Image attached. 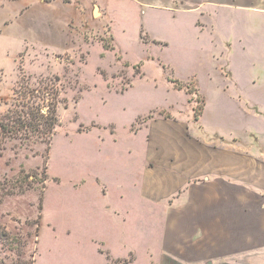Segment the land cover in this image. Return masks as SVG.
Masks as SVG:
<instances>
[{"label":"crops","instance_id":"0c3cea01","mask_svg":"<svg viewBox=\"0 0 264 264\" xmlns=\"http://www.w3.org/2000/svg\"><path fill=\"white\" fill-rule=\"evenodd\" d=\"M130 7L142 44L195 55L186 76L205 77V102L215 105L198 120L188 103L150 112L131 132L146 145L126 147L120 167L111 160L94 171L112 224L126 226L128 214L112 192L155 218L140 254L124 241L123 253H103L107 264H264V0H0V33L17 29L56 53L92 33L114 35L116 12L127 17Z\"/></svg>","mask_w":264,"mask_h":264},{"label":"rangeland","instance_id":"374dc122","mask_svg":"<svg viewBox=\"0 0 264 264\" xmlns=\"http://www.w3.org/2000/svg\"><path fill=\"white\" fill-rule=\"evenodd\" d=\"M126 13L116 12L114 35L109 29L92 33L84 43L53 49L56 53L40 49L17 29L0 33V113L10 106L22 74L34 81L58 77L63 86L60 125L49 153L41 144L18 148L11 143L0 151V264H107L103 253H123L124 241L141 253L154 216L141 214L131 198L112 192V201L128 213L126 226L112 224L107 204L95 194L94 171L111 160L107 164L120 167L130 158L126 147L146 145L143 132H131L150 112L183 111L188 103L193 119L195 109L200 113L203 105L210 110L215 104L205 102L211 95L205 77L203 83L186 76L184 67L195 55L142 44L138 15L131 7ZM103 43L114 50L105 51ZM203 90L204 104L198 95ZM258 110L264 114V106ZM251 128L254 134L257 129ZM81 180L85 184L79 188ZM135 264L144 262L138 258Z\"/></svg>","mask_w":264,"mask_h":264},{"label":"trees","instance_id":"16d2710c","mask_svg":"<svg viewBox=\"0 0 264 264\" xmlns=\"http://www.w3.org/2000/svg\"><path fill=\"white\" fill-rule=\"evenodd\" d=\"M103 48L105 51L114 50L112 44L103 43ZM60 82L58 77L34 81L25 74L21 75L13 90L10 106L0 113V151H5L6 145L11 143L18 148L41 144L46 145V154L49 153L60 125L58 106L62 102L63 91ZM194 113L198 120L202 111L197 113L195 109ZM44 193L40 197L39 211H42Z\"/></svg>","mask_w":264,"mask_h":264}]
</instances>
